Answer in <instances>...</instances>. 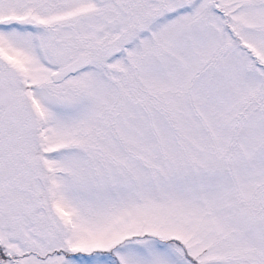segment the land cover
Wrapping results in <instances>:
<instances>
[{
  "label": "snow or ice",
  "instance_id": "1",
  "mask_svg": "<svg viewBox=\"0 0 264 264\" xmlns=\"http://www.w3.org/2000/svg\"><path fill=\"white\" fill-rule=\"evenodd\" d=\"M0 264H264V0H0Z\"/></svg>",
  "mask_w": 264,
  "mask_h": 264
}]
</instances>
